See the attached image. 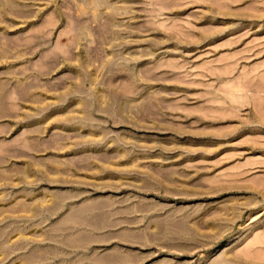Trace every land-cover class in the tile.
<instances>
[{"label": "rangeland", "instance_id": "1", "mask_svg": "<svg viewBox=\"0 0 264 264\" xmlns=\"http://www.w3.org/2000/svg\"><path fill=\"white\" fill-rule=\"evenodd\" d=\"M0 99V264H264V0H0Z\"/></svg>", "mask_w": 264, "mask_h": 264}, {"label": "bare ground", "instance_id": "2", "mask_svg": "<svg viewBox=\"0 0 264 264\" xmlns=\"http://www.w3.org/2000/svg\"><path fill=\"white\" fill-rule=\"evenodd\" d=\"M151 103V102H150ZM0 104H2V100L0 99ZM155 105V104H154ZM152 107V106H151Z\"/></svg>", "mask_w": 264, "mask_h": 264}]
</instances>
